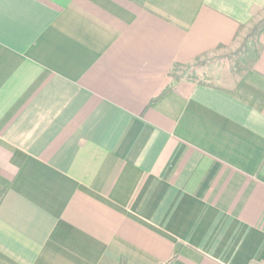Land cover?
Returning <instances> with one entry per match:
<instances>
[{"label":"crops","instance_id":"1","mask_svg":"<svg viewBox=\"0 0 264 264\" xmlns=\"http://www.w3.org/2000/svg\"><path fill=\"white\" fill-rule=\"evenodd\" d=\"M262 11L0 0V264H264V28L232 86L170 75Z\"/></svg>","mask_w":264,"mask_h":264},{"label":"rangeland","instance_id":"2","mask_svg":"<svg viewBox=\"0 0 264 264\" xmlns=\"http://www.w3.org/2000/svg\"><path fill=\"white\" fill-rule=\"evenodd\" d=\"M264 18V11L258 12L249 27L228 47L219 48L198 60L174 71L173 76L192 78L201 82L232 86L241 76L243 66L251 62L258 49L257 32L247 38L252 24Z\"/></svg>","mask_w":264,"mask_h":264},{"label":"trees","instance_id":"3","mask_svg":"<svg viewBox=\"0 0 264 264\" xmlns=\"http://www.w3.org/2000/svg\"><path fill=\"white\" fill-rule=\"evenodd\" d=\"M263 28H264V18H262L261 20H259L256 23L252 24L251 30L247 34V38H251L254 35V32H257L256 35H257V38H258L259 35L261 34ZM198 59L199 58H197L196 60H198ZM185 66H187V65H185ZM181 67H183V66H175L174 67V70H173L172 74H170L172 76L173 80L176 81L177 79H179L178 77L173 76V74H174V71L178 70ZM165 92H166V90L164 89L161 94H164ZM4 193H5L4 189L2 187H0V202H1L2 198H3V196H4Z\"/></svg>","mask_w":264,"mask_h":264}]
</instances>
